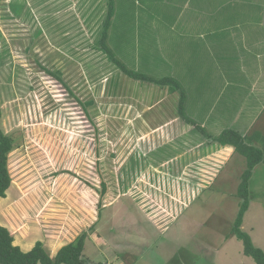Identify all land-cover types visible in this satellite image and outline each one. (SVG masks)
<instances>
[{
    "label": "rangeland",
    "instance_id": "1",
    "mask_svg": "<svg viewBox=\"0 0 264 264\" xmlns=\"http://www.w3.org/2000/svg\"><path fill=\"white\" fill-rule=\"evenodd\" d=\"M207 9L190 18L192 1L116 0L108 45L131 69L176 75L199 124L233 127V118L250 117L237 92L251 83L243 77L264 74V56L253 69L240 64L238 37L227 30L235 19L224 20L222 2ZM106 12V0H0V126L13 140L0 223L24 246L46 239L49 254L86 232L94 264H256L232 231L246 159L235 152L224 164L199 130L176 120L178 99L158 103L149 82L109 60L98 48ZM174 20L177 34L164 33ZM260 164L243 220L258 247Z\"/></svg>",
    "mask_w": 264,
    "mask_h": 264
},
{
    "label": "trees",
    "instance_id": "2",
    "mask_svg": "<svg viewBox=\"0 0 264 264\" xmlns=\"http://www.w3.org/2000/svg\"><path fill=\"white\" fill-rule=\"evenodd\" d=\"M107 12L103 20L102 35L98 43L101 49L125 74L142 80L159 85L168 89L170 92H178V111L182 119L187 123L193 124L209 142H219L222 145H232L235 151L246 159V169L242 173L241 182L237 190V196L241 199L238 214L236 216L233 233L243 243V252L245 255L252 257L256 264H264V250L256 246L251 235L242 229L244 214L250 204V178L253 174L254 167L264 160V149L250 144L249 137L242 135L235 129H224L220 134L213 135L208 133L206 128L188 116L186 110L187 92L181 82L173 76L156 77L146 73L134 70L126 66L122 60L118 59L108 45L109 30L115 13V0H106ZM86 109L89 105L87 102ZM86 114L90 117L89 112ZM2 109L0 105V120ZM251 138H255V134ZM13 147L12 138L7 135L0 126V200L6 197V192L11 185L12 178L8 169V155ZM87 233L84 232L76 237L70 243L62 246L57 254L52 257L45 248L42 241H36L35 245L28 251L15 244L11 231L4 225L0 224V263L1 264H94L84 255L85 240ZM99 264V263H96Z\"/></svg>",
    "mask_w": 264,
    "mask_h": 264
},
{
    "label": "crops",
    "instance_id": "3",
    "mask_svg": "<svg viewBox=\"0 0 264 264\" xmlns=\"http://www.w3.org/2000/svg\"><path fill=\"white\" fill-rule=\"evenodd\" d=\"M168 1L171 8L173 5L176 4L177 5L183 4V6L185 7L186 5H188L190 1L194 2V4L196 5V10H195L196 14L192 15L190 18L198 17L197 13H204L205 10H208L207 8L210 5V3L222 2L224 20H227L229 17L235 19L234 22L232 23V27L227 28V30L230 31L229 35H233V37L237 35L238 37L237 39L239 42L240 51L236 50L237 55L235 58L239 56L240 64H242L243 66H248L251 69H253V67L255 66L262 65L259 59H262V57L264 56V0H168ZM101 2L104 3V0H101ZM230 5H232L233 7L230 8L229 7ZM67 11L71 12V4L68 7ZM232 13L236 15L235 18L232 16ZM115 14H116V0H115V13L113 17H115ZM180 14L181 13L176 12V17H179ZM105 15L106 14L102 15L101 17L104 19ZM164 15L166 16L167 14L161 12V14H159V17L163 18ZM212 16L214 17V12H212ZM194 21L191 20V22ZM178 24L179 22H177L176 20L172 21L164 29V33H167L169 35L177 34L176 29ZM183 30L184 33H189L188 30H186V28L184 27ZM212 33H215V31ZM195 36L202 38L203 40H205L206 38L205 32L201 30H197ZM230 39L231 41H233L232 36L230 37ZM168 40H170V38H168ZM241 41L244 43L242 47H240ZM256 72L258 75H256L255 77L254 76L243 77V79L250 78L251 83H246L239 86V91L237 92L240 102H243L242 101L243 99L248 100L246 102V105L248 107H251L250 117L252 118L250 117H246L242 119L239 117L233 118V124H232L233 127H226L225 124L220 122V119H212V120L207 119V121L203 120L201 121L202 122L201 124L206 127L208 133H211L213 135H218L224 129L232 128L240 132L242 135L249 137L250 144L256 145L261 149H264V74H262L260 70ZM174 76L175 78H177L176 75ZM150 88L153 91L152 95L154 98H156L157 96L160 97L159 99H156L159 101L158 103H161L162 101L164 102L168 101V103L171 105L172 102L175 103L176 99L179 100L178 92L175 93V92L167 91L165 88H162L159 85L153 83H150ZM234 97L235 96H233V98ZM178 100H177V107H178ZM156 104H157L156 102L150 104L149 110H151ZM173 106L176 108V104H173ZM187 107H188V98L186 102V110ZM176 120H180L179 122L182 123L183 119L180 117V119L176 118ZM186 124H190V123L186 122ZM253 134H255V138H251ZM204 139L205 141H207L205 137ZM211 143H213L214 149L222 153L223 156L225 155L224 156L225 161L223 160L224 164L227 163L231 158H233L236 151L232 145H222L219 142H211ZM242 158L245 157L242 156ZM260 163L263 164L264 160H262V162ZM260 168H261L260 175L264 176V164ZM259 181H260L259 176L256 175V178H254L253 176L251 177L249 188L250 190H252V192L254 190L259 189L258 185H261ZM252 201L255 200L250 198L249 206L251 205ZM0 224L10 229L7 224L4 223H0ZM242 229H243V223H242ZM38 239L33 240L32 243L30 244V247L24 246L27 243H25L24 241L16 240L15 238H14V242L16 241L15 244L19 245L22 248V250H29L34 246L35 242ZM39 240H41L43 243H46V239L44 238ZM65 244L60 245L57 251ZM260 248L264 250V246L262 244ZM56 253L50 255L54 257Z\"/></svg>",
    "mask_w": 264,
    "mask_h": 264
}]
</instances>
